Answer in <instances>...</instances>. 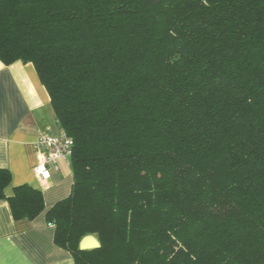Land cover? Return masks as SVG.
<instances>
[{
    "label": "trees",
    "instance_id": "obj_1",
    "mask_svg": "<svg viewBox=\"0 0 264 264\" xmlns=\"http://www.w3.org/2000/svg\"><path fill=\"white\" fill-rule=\"evenodd\" d=\"M0 61L35 67L73 140L46 220L75 264H264V0H0Z\"/></svg>",
    "mask_w": 264,
    "mask_h": 264
},
{
    "label": "crops",
    "instance_id": "obj_2",
    "mask_svg": "<svg viewBox=\"0 0 264 264\" xmlns=\"http://www.w3.org/2000/svg\"><path fill=\"white\" fill-rule=\"evenodd\" d=\"M50 132H59L58 121L35 67L0 61V168L12 175L5 195L28 185L43 193L45 205L36 219L15 221L8 202L0 201V264H75L71 253L56 245L55 227L46 220V212L71 194V159L48 165L45 177L35 172V144Z\"/></svg>",
    "mask_w": 264,
    "mask_h": 264
},
{
    "label": "built area",
    "instance_id": "obj_3",
    "mask_svg": "<svg viewBox=\"0 0 264 264\" xmlns=\"http://www.w3.org/2000/svg\"><path fill=\"white\" fill-rule=\"evenodd\" d=\"M72 149L73 140L60 126L58 133L50 132L40 136L35 144L36 154L39 158V163L35 168L36 175L45 177L48 172V165L54 164L58 160H70Z\"/></svg>",
    "mask_w": 264,
    "mask_h": 264
},
{
    "label": "water",
    "instance_id": "obj_4",
    "mask_svg": "<svg viewBox=\"0 0 264 264\" xmlns=\"http://www.w3.org/2000/svg\"><path fill=\"white\" fill-rule=\"evenodd\" d=\"M79 248L82 251L95 250L100 248V243L95 236L89 235L81 240Z\"/></svg>",
    "mask_w": 264,
    "mask_h": 264
}]
</instances>
